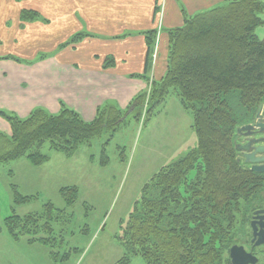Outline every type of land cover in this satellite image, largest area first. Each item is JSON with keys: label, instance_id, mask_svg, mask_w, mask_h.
<instances>
[{"label": "trees", "instance_id": "trees-1", "mask_svg": "<svg viewBox=\"0 0 264 264\" xmlns=\"http://www.w3.org/2000/svg\"><path fill=\"white\" fill-rule=\"evenodd\" d=\"M263 10L264 0H226L194 16L184 10V25L169 29L165 75L149 79L152 62H147L145 73L131 74L149 87L134 97L128 109L107 102L92 121L64 103L58 113L38 107L27 117L0 109L12 128L11 134L0 131V164L25 154L33 164L43 163L49 157L41 149L47 140L53 149L71 155L104 131L114 135L131 107L137 120L145 113L150 119L174 94L193 116L197 146L145 184L121 236L125 253L117 264H128L135 255L147 264L229 263L230 248L246 236L251 211L264 196V173L239 160L236 149L237 128L254 122L264 105V39L255 33L264 24L259 15ZM20 17L23 22L47 21L35 9H22ZM89 36L78 31L60 48ZM155 38L156 31L147 33L149 50L154 49ZM50 54L40 52L35 58L9 54L0 59L32 64ZM114 64L112 57L106 58L105 67ZM192 170H196L193 176ZM61 193L73 204L79 189L68 186ZM29 199L16 195L18 202ZM46 207L49 216L44 223L14 213L6 220L8 229L17 237L29 234L33 241L49 242L45 235H53L52 222L57 219L54 206ZM38 234L44 235L36 238Z\"/></svg>", "mask_w": 264, "mask_h": 264}, {"label": "rangeland", "instance_id": "rangeland-1", "mask_svg": "<svg viewBox=\"0 0 264 264\" xmlns=\"http://www.w3.org/2000/svg\"><path fill=\"white\" fill-rule=\"evenodd\" d=\"M8 7L14 11L10 4ZM259 15L264 20V10ZM13 20L16 22V15ZM9 21L3 24L7 30L0 36L4 35L6 42L0 43V50L34 57L38 51L31 47L33 41L34 45L42 42L51 47L46 42L43 23L26 24L25 30L33 31L19 35V43L23 44L18 47L13 42L18 34L13 36L11 30L16 28ZM255 33L264 39V24ZM131 109L114 135L104 131L90 143H81L71 155L53 149L47 140L41 149L49 157L43 163L35 165L25 154L0 164V264H117L124 256L121 236L145 184L162 167L197 146L193 116L182 107L178 96L170 95L150 119L145 113L137 120ZM195 172L192 170L191 175ZM73 185L79 193L76 201L69 204L61 191ZM18 193L30 199L18 202ZM49 203L57 219L52 222L53 235H45L49 242L10 232L6 225L9 216L31 215L44 223ZM60 210L65 213L56 214ZM128 264L147 262L135 255Z\"/></svg>", "mask_w": 264, "mask_h": 264}, {"label": "crops", "instance_id": "crops-1", "mask_svg": "<svg viewBox=\"0 0 264 264\" xmlns=\"http://www.w3.org/2000/svg\"><path fill=\"white\" fill-rule=\"evenodd\" d=\"M223 2L226 0H0V34L7 30L3 24L10 19L16 28L11 29L13 36L18 34L13 42L19 47L23 44L19 35L33 31L25 30V25L43 23L51 46L34 45L33 41L31 47L38 51L34 57L0 50V56L28 58L51 53L32 64L0 59V109L27 117L38 107L58 113L64 103L86 121L94 120L98 108L107 102L128 109L134 97L149 87L146 80L131 74L145 73L147 62H152L149 79L160 80L165 75L169 29L184 25L183 11L194 16ZM24 8L38 10L47 21L23 22L20 15ZM153 30L155 44L149 50L147 33ZM78 31L92 36L60 48ZM62 35L63 39L58 38ZM1 36L0 43L6 42ZM107 57L114 59V66L105 67ZM0 131L12 133L10 123L1 116Z\"/></svg>", "mask_w": 264, "mask_h": 264}, {"label": "water", "instance_id": "water-1", "mask_svg": "<svg viewBox=\"0 0 264 264\" xmlns=\"http://www.w3.org/2000/svg\"><path fill=\"white\" fill-rule=\"evenodd\" d=\"M264 105H262L252 123L242 125L237 128V134L244 140L236 142V149L240 153L239 160L243 158L244 162L249 164L251 169L256 172L264 173ZM255 229L264 233V223L260 222L258 227L253 223ZM230 258L232 264H248L255 262L256 258L245 251L244 247L237 244L230 249ZM242 262V263H241Z\"/></svg>", "mask_w": 264, "mask_h": 264}, {"label": "flooded vegetation", "instance_id": "flooded-vegetation-1", "mask_svg": "<svg viewBox=\"0 0 264 264\" xmlns=\"http://www.w3.org/2000/svg\"><path fill=\"white\" fill-rule=\"evenodd\" d=\"M239 138L240 141L244 140L243 137L239 136ZM260 222L264 223V196L262 202H260L257 207L251 211L248 223V232L246 236L241 238L240 243L237 244L244 247L247 253L252 254L253 257L256 258L255 262L250 261L248 264H264V233L260 234L259 228L255 229L253 226L254 223V225L258 227ZM227 258H229V263L226 262V264H232L230 251Z\"/></svg>", "mask_w": 264, "mask_h": 264}]
</instances>
